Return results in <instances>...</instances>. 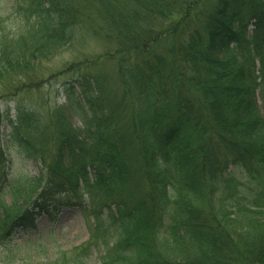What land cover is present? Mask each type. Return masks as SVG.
Listing matches in <instances>:
<instances>
[{
    "label": "trees",
    "instance_id": "1",
    "mask_svg": "<svg viewBox=\"0 0 264 264\" xmlns=\"http://www.w3.org/2000/svg\"><path fill=\"white\" fill-rule=\"evenodd\" d=\"M0 6L18 12V33L0 31L3 89L40 91L36 68L84 34L111 49L58 75L115 64L114 78L82 75L81 97L65 90V106L11 108L0 135V245L71 207L93 224L69 264L89 251L99 264H264V0ZM11 151L40 162L38 176L8 180Z\"/></svg>",
    "mask_w": 264,
    "mask_h": 264
},
{
    "label": "rangeland",
    "instance_id": "2",
    "mask_svg": "<svg viewBox=\"0 0 264 264\" xmlns=\"http://www.w3.org/2000/svg\"><path fill=\"white\" fill-rule=\"evenodd\" d=\"M8 7L0 6V31L16 34L18 33L16 24L18 12ZM88 36L85 34L80 36L77 43L66 47L51 60L36 68L37 77H42L44 80L40 91H33L29 94L12 93L13 86L7 85L3 89L0 84V135L2 137L9 133L7 122L14 120L11 108L16 102L22 101L24 105L45 114L54 106H65V90L81 97L79 84L82 75L114 78V62H101V65L97 67L81 70L78 73L58 75L70 65L95 59L105 50L111 49L109 45L95 38L90 39ZM158 49L163 51V45L161 44ZM256 98L258 109L264 116V84L258 89ZM7 110H9L8 113ZM70 122L74 127L81 126L79 120L73 115L70 117ZM6 158L8 160L6 164L8 180H19L20 183H24L38 176L41 168L40 162H34L17 151L8 152ZM228 171L237 180L245 181V174L239 169L231 166ZM3 200L9 205L10 195L4 193ZM92 224V217L78 208H63L52 218L41 216L37 218L33 228L25 231L19 230L11 242L0 245V264H69L71 255L78 254L79 249L89 242ZM89 252L85 257V264H99L97 255Z\"/></svg>",
    "mask_w": 264,
    "mask_h": 264
}]
</instances>
